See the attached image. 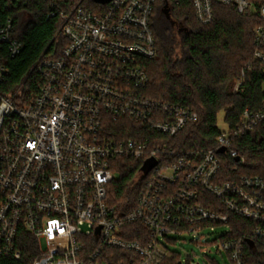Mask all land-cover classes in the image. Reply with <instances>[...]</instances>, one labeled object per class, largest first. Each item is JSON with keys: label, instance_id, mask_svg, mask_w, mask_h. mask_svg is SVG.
I'll return each mask as SVG.
<instances>
[{"label": "built area", "instance_id": "2783aa9c", "mask_svg": "<svg viewBox=\"0 0 264 264\" xmlns=\"http://www.w3.org/2000/svg\"><path fill=\"white\" fill-rule=\"evenodd\" d=\"M44 1L66 45L35 63L36 90L0 92V257L20 260L23 231L36 247L29 264H160L170 258L161 239L191 236L201 249L204 231L215 227H224L213 244L227 264H247L249 251L264 256V177L244 173L250 164L233 148L249 135L264 141V100L225 124L214 149L177 154L160 137H174L196 114L146 94L157 0ZM215 4L258 14L253 59L264 63V0H190L203 26ZM12 31L10 20L0 26L13 56L20 45L9 41ZM5 73L0 62V82ZM243 86L241 73L232 93ZM119 121L132 124V136L113 128ZM151 158L156 165L145 174ZM120 159L141 161L136 200L123 212L108 198ZM231 216L252 229L233 236Z\"/></svg>", "mask_w": 264, "mask_h": 264}, {"label": "trees", "instance_id": "16d2710c", "mask_svg": "<svg viewBox=\"0 0 264 264\" xmlns=\"http://www.w3.org/2000/svg\"><path fill=\"white\" fill-rule=\"evenodd\" d=\"M213 9V21L207 26L195 19L190 0H179L178 5L170 0H157L151 17L156 56L144 62L149 76L146 94L153 101L177 105L196 114V119L187 122L174 137H160L177 154L214 149L220 132L217 127L220 112L224 111V122L232 128L243 110L258 111L264 100V63L253 59V29L260 24L258 14L241 16L234 7L220 4ZM6 20L11 21L13 28L9 41L17 42L20 48L12 56L10 44L0 42V62L6 69L0 92L22 85L29 94L41 82L33 70L35 63L42 56L57 57L66 45L56 35L60 21L51 17L44 0H0V26ZM241 73H244L243 90L232 93ZM113 128L122 137L132 136L128 132L134 130L127 121H119ZM233 148L250 164L244 173L264 177L262 139L249 135ZM221 157L226 159L225 155ZM228 164L227 160L222 173ZM140 165L141 161L126 159L117 162L118 177L109 186L108 198L119 211L134 205L141 182ZM209 203L214 200L209 198ZM230 225L233 236L253 227L250 221L235 216L230 217ZM17 245L20 260L0 257V264H29L36 257L34 241L23 231L18 232ZM246 259L247 264H264V256L257 250L249 251ZM160 264L176 263L167 259Z\"/></svg>", "mask_w": 264, "mask_h": 264}, {"label": "rangeland", "instance_id": "374dc122", "mask_svg": "<svg viewBox=\"0 0 264 264\" xmlns=\"http://www.w3.org/2000/svg\"><path fill=\"white\" fill-rule=\"evenodd\" d=\"M262 91L264 93V83L262 84ZM224 115V111L218 115L217 127L219 130L226 128ZM223 230L224 227H215L214 231L205 230L206 237L201 240L203 245L201 249L192 241L191 236L169 237L168 239H161V242L170 255L169 259H173L176 264L180 261L183 264H227L226 255H220L213 244Z\"/></svg>", "mask_w": 264, "mask_h": 264}, {"label": "water", "instance_id": "95a60500", "mask_svg": "<svg viewBox=\"0 0 264 264\" xmlns=\"http://www.w3.org/2000/svg\"><path fill=\"white\" fill-rule=\"evenodd\" d=\"M110 0H95V2H98V3H107V2H109ZM164 11H165V13L167 14V9H166V7H164ZM223 151V149H221L219 152L221 153ZM156 165V162H155V160L154 159H147L145 162H144V164H143V166H142V171L146 174V173H148L154 166ZM178 264H180V263H178Z\"/></svg>", "mask_w": 264, "mask_h": 264}]
</instances>
